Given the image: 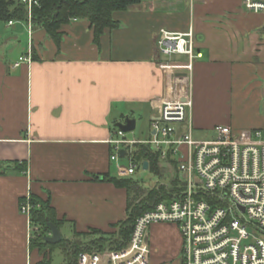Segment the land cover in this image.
Returning a JSON list of instances; mask_svg holds the SVG:
<instances>
[{
  "label": "crops",
  "instance_id": "1",
  "mask_svg": "<svg viewBox=\"0 0 264 264\" xmlns=\"http://www.w3.org/2000/svg\"><path fill=\"white\" fill-rule=\"evenodd\" d=\"M115 18L98 42L88 20L73 19L60 43L32 21L0 20V264L39 259L20 210L27 194L49 198L61 227L116 230L127 191L101 175L119 176L110 140L127 117L150 133L163 101L190 94L193 133L264 129V13L243 0H145ZM161 29H193L190 72L165 66L187 59L160 52ZM147 240L150 264H181L176 224H151Z\"/></svg>",
  "mask_w": 264,
  "mask_h": 264
},
{
  "label": "built area",
  "instance_id": "2",
  "mask_svg": "<svg viewBox=\"0 0 264 264\" xmlns=\"http://www.w3.org/2000/svg\"><path fill=\"white\" fill-rule=\"evenodd\" d=\"M20 1L28 7L31 22L32 8L38 1ZM243 6L264 13V0H243ZM157 44L166 57H186V62L165 64L176 70L190 72L200 55L195 50L193 29H161ZM28 60L30 55L21 56L16 65ZM192 109L190 94L163 101L149 139L129 138L120 128L116 130L110 140V158L117 163L119 177L136 173L139 165L132 158L133 150L136 144L144 143L159 151L161 160L177 163L183 185L177 197L158 202L136 218L125 247L82 251L78 264H150L147 230L153 223L178 226L184 264H264V129L238 135L231 126L218 124L210 138L195 139ZM121 156L129 158L127 166L119 164ZM36 207L39 205L30 194L20 203L29 220V240Z\"/></svg>",
  "mask_w": 264,
  "mask_h": 264
},
{
  "label": "trees",
  "instance_id": "3",
  "mask_svg": "<svg viewBox=\"0 0 264 264\" xmlns=\"http://www.w3.org/2000/svg\"><path fill=\"white\" fill-rule=\"evenodd\" d=\"M31 12L34 26L44 29L57 43L63 36L62 26L73 19H86L93 29L95 40L98 42L106 30H112L120 25L115 13L126 10L145 0H37ZM28 7L20 0H0V20L29 21ZM110 151V156H111ZM133 159L140 167L148 161V169L161 175L160 152L150 144L138 143L133 150ZM111 159V158H110ZM174 162V161H173ZM175 163V162H174ZM179 176V175H178ZM97 178V176H95ZM102 180L112 182L127 191V215L125 219L113 225L112 232L90 229L87 232L74 231L72 238L63 236L59 243L51 244L46 238L51 233L49 223L59 229L64 220L57 218L55 208L50 199L42 200L32 195L34 204L39 205L32 211V225L36 228L30 238V250H36L39 259L32 264H52V251L60 247L65 255L67 264H78V256L82 251H102L107 247L121 249L129 241L134 222L142 213L153 208L158 202L177 197L180 186L183 185L179 177H175L169 184H157L147 189L141 181L131 177H119L110 174L101 175ZM23 200V199H22Z\"/></svg>",
  "mask_w": 264,
  "mask_h": 264
},
{
  "label": "rangeland",
  "instance_id": "4",
  "mask_svg": "<svg viewBox=\"0 0 264 264\" xmlns=\"http://www.w3.org/2000/svg\"><path fill=\"white\" fill-rule=\"evenodd\" d=\"M140 127H141V121L138 122V125L135 130L128 132V137L133 136H146L151 137V131L148 133L147 129L144 131V135H140ZM212 135L209 131H203L198 130L193 133V136L195 139H204V138H210ZM114 166H117V163L113 161ZM119 164L127 166L129 164V158L127 156H121L119 159ZM161 175L153 173L149 169H144L143 167H140L137 169L136 173L132 175L135 179L141 181V184L144 187H147V189H151L155 185L161 183V184H169L174 180L175 177H179V171L177 167V163L174 162H168L166 160H161ZM117 170V169H116ZM115 173V171H113ZM34 231L36 228L34 227ZM61 233L65 238H72L74 235V228L70 224L64 225L61 227ZM181 257V256H180ZM52 264H67L65 255L60 247H56L52 251ZM181 264H184L183 258H181Z\"/></svg>",
  "mask_w": 264,
  "mask_h": 264
},
{
  "label": "water",
  "instance_id": "5",
  "mask_svg": "<svg viewBox=\"0 0 264 264\" xmlns=\"http://www.w3.org/2000/svg\"><path fill=\"white\" fill-rule=\"evenodd\" d=\"M117 126L125 133L131 132L136 128V119L127 117L125 122H119L117 123ZM124 152L125 151H122V155ZM143 168L148 169V161H144ZM49 225L51 228V234L46 238V240L51 244L59 243L63 238L59 227L53 223H49Z\"/></svg>",
  "mask_w": 264,
  "mask_h": 264
}]
</instances>
